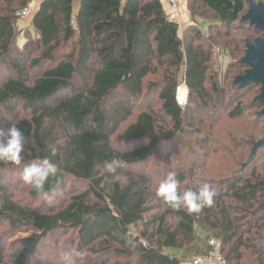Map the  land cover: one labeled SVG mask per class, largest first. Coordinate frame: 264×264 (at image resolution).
<instances>
[{"label":"trees","instance_id":"1","mask_svg":"<svg viewBox=\"0 0 264 264\" xmlns=\"http://www.w3.org/2000/svg\"><path fill=\"white\" fill-rule=\"evenodd\" d=\"M32 1L0 0V128L17 123L26 137L21 164L0 163V248L5 235L22 234L0 249V264H31L49 239L52 248L63 241L72 264H182L208 256L212 240L227 264H264V146L244 164L264 125L253 122L246 143L234 139L232 168L207 178L190 139L225 100L234 120L247 108L241 94L256 85L260 93L234 82L247 68L246 43L262 35L241 21L248 0H187L192 22L182 33L161 0H37L19 29L17 13ZM243 24L260 35L246 38ZM216 44L231 58L223 83L210 72ZM252 102L264 120V102ZM174 150L187 158L170 171L179 190L209 184L213 206L190 214L157 196L166 176L148 163L162 155L171 165ZM44 157L58 165L47 199L20 179Z\"/></svg>","mask_w":264,"mask_h":264},{"label":"rangeland","instance_id":"2","mask_svg":"<svg viewBox=\"0 0 264 264\" xmlns=\"http://www.w3.org/2000/svg\"><path fill=\"white\" fill-rule=\"evenodd\" d=\"M37 0H34L31 2V4L35 7L37 5ZM31 16H25L18 19V28L24 30V28L28 27L30 25ZM199 24H201V29L203 33H208V21L199 19ZM244 31L239 30L240 34L244 35L246 38L252 40L254 37L259 36L260 33H256L253 31L252 28H249V30H246L248 28L247 24H243ZM180 29V28H179ZM184 29V28H183ZM183 29H180V33H182ZM18 44L22 45L24 41V37L20 35L18 37ZM231 61V58L229 55H227L226 52L219 49V44H216L213 48V60H212V66L210 68L211 75H213L217 81L220 83H223V75L226 70V67L228 63ZM185 85L181 84L177 89V99L178 96H180V89L184 88ZM259 93V86H252L248 88V90H245L243 94H241V101L244 103V105L247 107L244 111V114L242 117L236 118L234 120L227 118L226 112L229 108H227L226 100L224 101V105L222 106L221 112H219V105H218V112L215 113L219 118L217 120H212L211 118L207 119L208 124H204V129H202L200 132H192V135L190 134V139H194L195 147L198 151L199 155H195V163L199 165L197 168V173L199 176L206 177L209 173L212 171H216L219 173H226L228 169L232 168V157L231 153L234 151H237L238 148H234V139H238L240 143L236 145H240L242 143H246V139L248 138V131L250 129H254L253 122L258 121V126L261 128L264 125V120L262 118H256L255 111L262 108V103L259 102H252L255 101L254 98ZM187 99V88L185 87L184 92V98L183 100L179 101L180 104L183 106L186 103ZM228 100V96H227ZM151 106H156V102L154 98H150ZM145 107L144 105H138L136 109H142ZM205 115V114H204ZM189 137V135H188ZM232 139V141H231ZM166 149H168V146H166ZM165 149V150H166ZM176 149V148H174ZM224 149V150H222ZM177 150L172 151V164L168 165L164 161H162L161 156L157 155L155 156L151 162L148 164L150 167H154V176H157V178L165 177L167 174L172 171L173 169H176L179 167L180 163L187 160V158L182 154H177ZM248 154V151L246 155ZM246 157V156H245ZM179 159V160H176ZM207 178V177H206ZM16 185V182H15ZM19 193V192H18ZM7 225H1L0 226V234L6 231ZM200 232V231H199ZM22 234H17L14 237H8L5 235V239L1 242V250H5L8 248V242L15 237H18ZM1 236V235H0ZM13 237V238H12ZM62 239V238H61ZM213 241V240H212ZM212 241L210 242L212 244ZM59 248L55 247L52 248L51 246V239L44 241L43 245V252L31 263V264H72L74 262V253L69 256V253L65 254V249L63 241L58 242ZM68 252L71 251L70 248H67ZM55 251L54 254H56L57 257H54V255L51 253ZM75 255H77L75 253ZM78 256V255H77ZM65 259L67 260V263H65ZM74 259V260H73Z\"/></svg>","mask_w":264,"mask_h":264},{"label":"clouds","instance_id":"3","mask_svg":"<svg viewBox=\"0 0 264 264\" xmlns=\"http://www.w3.org/2000/svg\"><path fill=\"white\" fill-rule=\"evenodd\" d=\"M25 144L26 137L17 123H10L6 129L0 128V163L20 165L23 161ZM53 154H55V150H53ZM57 171V163L44 157L38 162L25 166L20 179L47 199L48 193L44 191L45 184ZM156 194L169 208L184 209L190 214L200 213L205 207L213 206L216 196L215 190L209 184L180 191L175 172H169L166 178L160 182Z\"/></svg>","mask_w":264,"mask_h":264},{"label":"water","instance_id":"4","mask_svg":"<svg viewBox=\"0 0 264 264\" xmlns=\"http://www.w3.org/2000/svg\"><path fill=\"white\" fill-rule=\"evenodd\" d=\"M241 21H247L249 26L262 35L257 37L253 43H246L244 55L240 58V63L247 66L243 74L235 76L234 82L238 83V88H244L251 84L260 85V93L254 98L255 101L264 102V3L248 0V8L242 15ZM264 116V108L257 113ZM264 146L263 136L253 143L251 152L244 164H248L255 157L258 148Z\"/></svg>","mask_w":264,"mask_h":264},{"label":"built area","instance_id":"5","mask_svg":"<svg viewBox=\"0 0 264 264\" xmlns=\"http://www.w3.org/2000/svg\"><path fill=\"white\" fill-rule=\"evenodd\" d=\"M162 3H164L168 9L170 10H176L178 8V3L176 0H161ZM35 10V7L30 4L27 7L20 10L17 15L19 18L25 17V16H32L33 12ZM211 251L208 256L206 257H195L190 260L184 261L182 264H227L226 260L221 255L220 251V242L219 241H212L211 244Z\"/></svg>","mask_w":264,"mask_h":264},{"label":"crops","instance_id":"6","mask_svg":"<svg viewBox=\"0 0 264 264\" xmlns=\"http://www.w3.org/2000/svg\"><path fill=\"white\" fill-rule=\"evenodd\" d=\"M176 1L178 3V8L173 11L168 9V7L164 3L163 5L170 19L175 21L179 25L180 29H183L192 22V17L187 9V0H176ZM199 19L200 18H197L196 21L198 22Z\"/></svg>","mask_w":264,"mask_h":264},{"label":"bare ground","instance_id":"7","mask_svg":"<svg viewBox=\"0 0 264 264\" xmlns=\"http://www.w3.org/2000/svg\"><path fill=\"white\" fill-rule=\"evenodd\" d=\"M184 92H185V87L184 88H181L180 89V91H179V93H180V96H178V99H179V101L181 100H183V98H184Z\"/></svg>","mask_w":264,"mask_h":264}]
</instances>
